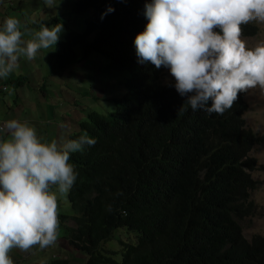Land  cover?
Here are the masks:
<instances>
[{
	"label": "trees",
	"instance_id": "1",
	"mask_svg": "<svg viewBox=\"0 0 264 264\" xmlns=\"http://www.w3.org/2000/svg\"><path fill=\"white\" fill-rule=\"evenodd\" d=\"M25 1L39 11L34 13L38 30L63 25L60 40L47 54L55 72L50 66L42 76L61 82L50 111L71 112L72 120L60 122L68 132L65 140L85 132L96 140L70 154L77 179L68 192L69 206L58 212L55 244L68 240L88 256V264H264V237L249 241L243 227L257 215L252 196L260 184L253 174L260 169L251 154L264 142L247 127L244 93L223 115L187 105L180 111L187 97L179 95L175 81L164 82L165 67L131 62L135 38L148 23L145 6L152 0H54L51 8L44 0ZM245 36L250 37L246 31ZM97 53L106 61L92 72L90 59ZM79 64L86 78L107 92L104 99L95 92L97 105L85 103L90 96L80 90L79 71L71 72ZM114 72L125 74L119 88L108 84ZM27 80L3 83L17 93L5 98L4 110L26 96L19 92ZM42 82L45 96L50 85ZM71 220L76 226L68 225ZM121 229L137 240L122 243L118 262L120 254L105 246L116 241ZM51 264L71 262L55 258Z\"/></svg>",
	"mask_w": 264,
	"mask_h": 264
},
{
	"label": "clouds",
	"instance_id": "2",
	"mask_svg": "<svg viewBox=\"0 0 264 264\" xmlns=\"http://www.w3.org/2000/svg\"><path fill=\"white\" fill-rule=\"evenodd\" d=\"M44 3L54 7V0ZM144 14L148 23L136 36V54L129 58L135 64L165 67L164 82L175 81L176 91L187 97L180 111L187 105L193 111L223 115L240 93L244 103L254 89L263 95L264 42L249 48L245 40L256 38L258 28L264 27V0H152ZM62 31V24L42 25L24 40L20 21L8 17L0 28V78L17 70L21 58L32 61L55 48ZM105 61L102 53L93 55L90 70L103 68ZM78 71L86 78L82 64ZM169 71L174 79L166 81ZM4 91L11 94L2 83L1 95ZM17 119L0 123V264H30L26 257L36 262L33 255L57 245L58 198L51 189L55 186L61 196L71 190L77 174L70 154L96 143L87 132L78 139L43 142L38 129ZM107 210L112 211L111 206Z\"/></svg>",
	"mask_w": 264,
	"mask_h": 264
},
{
	"label": "rangeland",
	"instance_id": "3",
	"mask_svg": "<svg viewBox=\"0 0 264 264\" xmlns=\"http://www.w3.org/2000/svg\"><path fill=\"white\" fill-rule=\"evenodd\" d=\"M37 12L39 11H35L34 6H30L25 0H16L13 2H10L9 0H0V28L3 27L4 21L8 17H14L20 21L21 30L25 31V35L22 38L24 40H28L31 38L29 33L38 31L35 26L37 24V21L39 20V16L34 14ZM42 15L43 14L41 13L40 17H42ZM258 29L259 34L256 38L245 40L247 47L254 48L255 45L264 42V27H259ZM48 50L49 49H47L46 51ZM50 66L53 72H55L54 60L51 61L50 55L47 56V58L42 62H40L37 57L32 61H28L26 58H21L19 68L15 71L26 72L24 73V76L28 77L27 83L20 88L19 92L20 94L26 96H22L21 99H19L16 103L12 102L11 105L13 106V108L11 109L3 110L2 106L0 105V123L4 122L3 119L11 116V114H16L18 115V117L32 120L34 121V124H32V126H35V129H37L38 126L37 134L39 137L44 138L42 140L43 142H51L52 140H57V135H59L58 141H61V138L65 140L68 132L63 129L64 122L60 124V122L62 121L61 118L65 117L70 120L73 119V117L70 115L71 112L69 110L62 111L63 108H59L58 110L60 111V113L55 114L50 111L52 107L50 106V108L48 105H55V99H57V93H55L54 89H57V87H60L61 85V82L51 81L46 77L45 80H42L43 75H47L49 74V72H51L49 70ZM47 70L49 72H47ZM77 70L78 69H73L71 70V72H77ZM65 72L69 71L66 70ZM124 75L125 74L123 72H114L113 76L110 77V81L108 84L119 88V80H121ZM78 78L80 79L81 83L80 90L84 94H89L90 96V98H85L86 104H99L98 100L93 102L96 96L94 95L96 91H98V98L104 99L106 97L107 92L105 90L98 89L99 86L95 85L94 80L90 81L88 78L83 77L82 73H78ZM173 79L174 78L171 76L169 71L166 77V81H170ZM42 81H47L50 85V87L48 88L49 92L46 93L45 96H43L42 87L44 83ZM71 82H74V80L67 81V83ZM103 83V81L100 82L101 85ZM0 85H2L1 81ZM111 89H113V87H111ZM126 91V88L122 89L123 93H125ZM16 94V91H14L11 94L8 93L7 97L16 98ZM52 99L54 100V102L49 101ZM245 104L248 107L245 114L247 127L252 129L255 133L264 137V93L263 95H261L260 93L255 92V89L253 90V93L248 92ZM43 129L48 131L49 134H41V131ZM251 157L257 159L258 161V167L260 170L253 174V179L259 182L260 186L259 190L252 196V200L257 206V215L256 217L251 219L250 226V220H246L243 222L244 233L249 241H251L254 236L264 237V142L255 148V150L251 154ZM54 189L55 191H57L56 187ZM57 198L58 212H61L65 207L67 208V206H69L68 193L61 196L58 192ZM69 222L70 223H68V225L76 226V222L74 220H71ZM135 236V234H128L127 230L121 229L116 234V241L106 245L105 248L109 251L119 253L120 255L115 257V259L118 262H121L122 243L135 245L137 240ZM60 241L61 242L58 241L57 245L53 246L52 250H48L47 252L40 251L39 254L33 255L32 257L36 260V262L31 258L28 259V257H26V260L31 261L30 264H47L46 261L48 257L51 258L52 255L55 254L53 257L62 258L63 260H70L71 264H88L87 255L71 246L68 240L61 238ZM30 252V250L27 252L21 250V253L25 254ZM21 264H24V262H22Z\"/></svg>",
	"mask_w": 264,
	"mask_h": 264
},
{
	"label": "crops",
	"instance_id": "4",
	"mask_svg": "<svg viewBox=\"0 0 264 264\" xmlns=\"http://www.w3.org/2000/svg\"><path fill=\"white\" fill-rule=\"evenodd\" d=\"M50 51V49L46 52V53H44V54H42V55H40V54H37V58H38V60H40V62H42L44 59H46V56H47V54H48V52ZM24 73H26V72H17V71H14L8 78H6V79H4V78H0V81L2 82V83H4L6 80H12V79H15V78H22V77H24ZM23 74V75H22ZM27 74H28V72H27ZM0 96H1V93H0ZM0 105L2 106V108H3V110H4V107H3V102H0ZM8 119H6V118H4L3 119V121L4 120H12V119H16L17 117H11V116H9V117H7ZM20 118H18L17 120H19ZM23 119H25V121L28 123V124H30V126H32V124H34L33 122H32V120H29V119H27V118H23ZM34 128H35V126H33ZM37 129H38V126H37ZM4 139H7L8 137H7V134H5V136L3 137Z\"/></svg>",
	"mask_w": 264,
	"mask_h": 264
},
{
	"label": "bare ground",
	"instance_id": "5",
	"mask_svg": "<svg viewBox=\"0 0 264 264\" xmlns=\"http://www.w3.org/2000/svg\"><path fill=\"white\" fill-rule=\"evenodd\" d=\"M53 119V118H52Z\"/></svg>",
	"mask_w": 264,
	"mask_h": 264
}]
</instances>
